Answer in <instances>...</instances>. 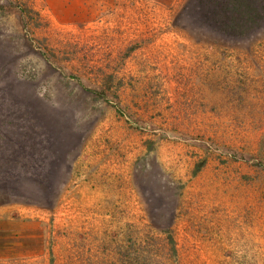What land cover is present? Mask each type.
<instances>
[{
	"label": "rangeland",
	"instance_id": "1",
	"mask_svg": "<svg viewBox=\"0 0 264 264\" xmlns=\"http://www.w3.org/2000/svg\"><path fill=\"white\" fill-rule=\"evenodd\" d=\"M188 2L0 0V121L43 170L0 174V264H264V21Z\"/></svg>",
	"mask_w": 264,
	"mask_h": 264
},
{
	"label": "trees",
	"instance_id": "2",
	"mask_svg": "<svg viewBox=\"0 0 264 264\" xmlns=\"http://www.w3.org/2000/svg\"><path fill=\"white\" fill-rule=\"evenodd\" d=\"M183 16L193 25L209 29L212 33L216 32L217 37H224L226 41L230 42H239L263 28L264 0H189L183 10ZM6 112L12 116L13 123L3 119L0 121V149H6L5 153H0V174L5 175L11 171V178L17 175L20 177L19 172L22 173L21 171L25 170L24 175L31 176V178H35L37 174L41 176L43 170L36 171L30 166V162H35L36 154L41 152L40 143L34 142L40 135L39 129L28 124L22 134H18V132V135L12 132L11 134L9 129L7 131L3 127L7 126V128L18 130L16 124L19 125L20 118L17 117V112L13 107ZM13 124L15 127L11 126ZM41 131L44 132L42 135L47 137L42 143L49 145L52 140L51 134L48 133L47 128L41 129ZM56 139L59 140L57 137ZM54 144L57 146L58 142L55 140ZM60 147L62 144L54 148ZM9 149L12 151L9 152ZM56 151L58 150L56 149ZM51 157L54 161L60 160L61 162L63 154L61 156L53 153ZM13 163L16 164L14 168ZM20 165H23V170Z\"/></svg>",
	"mask_w": 264,
	"mask_h": 264
}]
</instances>
